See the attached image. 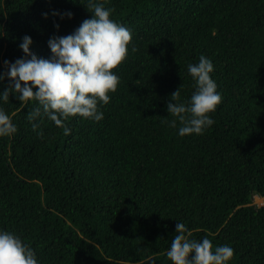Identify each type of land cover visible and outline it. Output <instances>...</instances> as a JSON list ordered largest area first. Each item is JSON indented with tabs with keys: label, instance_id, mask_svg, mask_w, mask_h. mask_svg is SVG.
I'll return each instance as SVG.
<instances>
[{
	"label": "trees",
	"instance_id": "trees-1",
	"mask_svg": "<svg viewBox=\"0 0 264 264\" xmlns=\"http://www.w3.org/2000/svg\"><path fill=\"white\" fill-rule=\"evenodd\" d=\"M101 2L131 30L102 119L70 117L66 135L43 113L28 119L34 101H0L17 126L0 136V228L39 264H173L165 253L179 220L192 238L229 244L228 264H264V0ZM84 5L0 0V70L23 55L24 34L49 57L50 36L91 16ZM200 54L221 100L212 125L181 136L166 102L179 85L177 100L190 96L186 66Z\"/></svg>",
	"mask_w": 264,
	"mask_h": 264
},
{
	"label": "clouds",
	"instance_id": "clouds-1",
	"mask_svg": "<svg viewBox=\"0 0 264 264\" xmlns=\"http://www.w3.org/2000/svg\"><path fill=\"white\" fill-rule=\"evenodd\" d=\"M85 7L91 16L84 18L71 33L48 38L49 57H38L32 52L31 37L24 34L18 45L23 55L11 62L4 59V68L0 70V81L5 76L10 78L9 86L0 90V101L8 100L9 92L22 103L34 101L28 119L32 121L43 113L55 125L63 126L66 135L70 128L64 122L70 117L102 119L99 105L109 101L108 93L115 91L120 79L112 69L126 57L131 40L130 28L112 19L111 8L105 7L101 0H86ZM60 15L71 17L72 13L66 11ZM186 67L193 91L186 101H178L179 85L166 102V110L173 117L167 123L176 127L181 136L203 133L212 125L210 113L221 100L216 82L210 76L213 69L210 58L200 54L196 62ZM31 127L36 129L38 121ZM16 129V124L0 107V136H10ZM262 204L263 199L259 206ZM165 254L173 264H228L233 249L229 244L213 247L207 236L190 237L186 225L176 220L175 233ZM0 264H39V261L20 235L0 228ZM149 264H154L151 258Z\"/></svg>",
	"mask_w": 264,
	"mask_h": 264
},
{
	"label": "rangeland",
	"instance_id": "rangeland-1",
	"mask_svg": "<svg viewBox=\"0 0 264 264\" xmlns=\"http://www.w3.org/2000/svg\"><path fill=\"white\" fill-rule=\"evenodd\" d=\"M260 202H262V199L261 198H259V197H254L253 198V204H255V205H260Z\"/></svg>",
	"mask_w": 264,
	"mask_h": 264
}]
</instances>
